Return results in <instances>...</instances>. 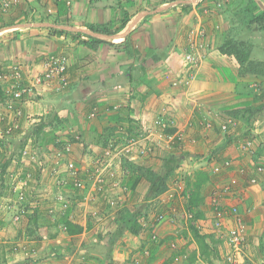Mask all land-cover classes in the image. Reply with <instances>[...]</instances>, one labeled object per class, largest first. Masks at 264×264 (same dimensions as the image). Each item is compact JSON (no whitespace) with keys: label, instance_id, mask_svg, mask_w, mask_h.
<instances>
[{"label":"rangeland","instance_id":"rangeland-1","mask_svg":"<svg viewBox=\"0 0 264 264\" xmlns=\"http://www.w3.org/2000/svg\"><path fill=\"white\" fill-rule=\"evenodd\" d=\"M119 1L120 8H118V13L120 12L121 15L123 14V11L125 9H131L133 13H137L138 11H142L147 7V5H145V0H139L133 2L132 4L130 0ZM143 1H145V3ZM252 1L253 2L249 6L250 10L235 4L234 0H208L205 3L202 2L198 4V6L196 7L197 9H206L208 11L207 13H205L204 11L200 12V20L205 17L207 19V22L210 24L208 27H210V30H214L215 32H211L210 35H208V37L206 38L208 48L206 50L207 55H205L207 57L205 58V60H209L210 54L217 55V53L219 52L216 53V51H219V47L226 40H232L236 41V43H242L245 47L247 46V49L250 50V59L264 61V30H257L256 24H250V21L254 16H259L264 11V0ZM121 5H123L125 9ZM15 6L16 7H11L7 11H2L0 9V56L3 55V57H0V62H9V59L16 57L20 59V61H22V64L25 66L26 69H29L33 67L35 63L41 61L42 57L44 59V57L47 55H57L64 53L68 55L70 68L68 69L67 76L69 74L70 83L62 93H50L49 91L40 90L38 94H35L34 97H31V99H29L24 105L22 110L23 121H21L20 123L22 129L19 134H16L14 136L12 135L2 137V133L0 132V141H2L0 143V171L2 170V167L6 164L4 175L1 176L0 174V177H3L4 179V181L1 182L0 178V264H20L21 262L26 261V256H22V260L16 259L17 255H24L20 254V252L24 251L20 249L22 247L20 246V244H18L17 239L22 236V229H25L26 231L30 232L33 229V225L36 224V220L34 221L32 218L34 214L37 215V213H34L35 211L34 208H32L33 206H31V199L35 196L34 194H32V189L38 188V192L44 191V197H46V203L44 205H50L52 203V187L50 181L46 176L45 171V169L47 170L48 168L42 166V169L38 170V163L42 164L43 161L48 162V158H50L53 154L49 153L48 147H51V149L54 148L55 150L57 147H54L52 144H56L58 142L59 144L61 142H69L72 144L74 155L76 154L77 158L84 160L83 163L81 162L84 171L86 170L92 172L98 167L105 166L108 162L106 157V151L109 148V144L114 143L115 141L120 142V140H116L119 138H116L114 140H110L111 138H109V144L108 146H105V135H100V133L98 132L101 128L99 127V125H101L102 121H105L107 126L108 124L113 123L112 121H114L115 123L116 117L115 114L112 113V111H107V115L104 116L99 114L98 105L108 100V97L111 96V94L108 93L111 89L109 88L104 90L105 87L103 86V83L105 81H110L112 82L113 86H121V89H117V91L121 93V96H125L127 92V89L123 90V85L121 84V81H125L126 77L124 79H121L122 75L120 77H117L116 74H120L110 72V67L106 65L109 61L107 60V58H105V55H102L101 57L97 53L93 54L92 52H88L87 50H85L86 47L82 44V42L86 41L87 37L84 34L73 35L71 33L65 32L63 36L61 35L63 39L61 38V40H59L60 36L57 35L53 29L49 30L46 28H41L42 30L35 31L30 30L33 28H14V26H16L17 24H34L41 22L53 24H57V22H59L60 25H70L73 27L81 28V26L74 25V23H71L70 20H68V16H71V13L69 12L71 8V0L69 5H66L65 2L55 4L49 0H19L18 3L15 4ZM53 7L56 9H54ZM133 7L134 9H132ZM47 8H52L53 11L51 13H48ZM175 9L176 8H174L173 11H175ZM178 10L181 14H176L175 20L173 22H170L169 27L174 29V36H179L180 40H184V36L188 34L189 27L196 26L195 24L197 23V18H193L194 16L191 14V8H183L182 6H179ZM35 11H40V14L34 18V16L32 15ZM156 15L163 14L156 13ZM194 19H196L195 23ZM142 21L143 22H140L139 26H141L145 22V20ZM85 28L91 29L90 27ZM104 29H106V27H104L102 30ZM41 31L44 33V37H46V39L44 40V44L42 43L40 45V43L37 42L39 35L34 34L39 33ZM93 31L95 30L93 29ZM108 31L111 32L110 30ZM32 32L34 34H31ZM127 37H129V43L131 46V41L134 40L130 38L129 34H127L123 40H120L118 42L107 41L113 44H106L102 47H104V49L108 50L114 55L116 52L119 51L118 47H120V43H123V41ZM66 38L69 39L67 40ZM50 40L53 42L54 45L50 42ZM183 40L178 42L177 47L172 51L170 57H166L167 63L165 62V67H163L161 70L164 71L163 77H169L167 80H163V82L166 83L165 86H167V83L171 81H176L178 77L182 75L181 72H179V68H177V65L179 63L178 60L182 61L183 54L185 52V48L182 50V47L184 45ZM139 42H141V40H139ZM48 44L50 45V48L54 46V50L48 54H44L40 57L41 59L37 61V56L40 55V51L46 50V47L49 46ZM121 47H123L122 44ZM171 49L172 43L169 44V46L167 47V51H170ZM119 54L122 55L119 59L124 61L125 53L123 51H120ZM99 58H102V65L100 64L101 62L98 61ZM120 60L115 63L117 64ZM227 63L228 62H223V64ZM228 69L229 71H232L230 68ZM234 70L235 71L233 72H236L237 74L238 67ZM126 71L127 70L125 69L124 73ZM144 73L146 74L144 77H148V75L150 74L146 72ZM227 75H229V72L227 73ZM91 81L93 82V84ZM85 86H95L98 87V89L95 90L91 95L87 96L85 99L80 100L79 96L81 89ZM138 86L139 85L135 86L136 91L143 89L142 87L137 88ZM101 88L104 91H101ZM171 88L176 90V88L174 87ZM148 89L151 90V88ZM224 90L225 91H223L222 89L215 90L217 91L216 94L218 96H221L219 97V99L222 98L224 99L222 100L223 103L229 104V106L224 107L223 110L210 108V100H202L200 98L197 99L196 107H198L199 110L196 108L195 111H202L203 115H198L197 113V115L194 116V125H192V128H196V126L198 127L199 122L201 120V116L206 117L208 111H210L211 115H213V119H216V121L224 120L226 117H228V112L234 109L243 108L245 102H249L253 98V96L259 92V90H264V84H260L255 81H250L249 83H247L245 82V79H241L240 83H238L235 88L232 89L231 87V89L228 90L230 93L229 95H226L228 94V91L226 89ZM156 91H159V88H157ZM164 91L165 90L163 89L162 92ZM167 94L168 91H166V95ZM169 94L171 95L172 92H170ZM192 95L194 94H191L190 96ZM123 102L125 103L123 109H127V101L124 100ZM94 107L96 108V111H94L95 115L91 116L92 109ZM53 115H55L56 118H54ZM158 117L162 118L163 116L161 114L159 116H156L155 122ZM169 117H167V120L172 121L175 125L176 121H173L172 116ZM179 118L182 119L181 117ZM40 119L48 121L51 120L52 126L55 127H52L54 131L49 132V134H52H50L49 137L48 134L45 138H36L34 136H29L26 140L25 145H21L18 141H20L25 135L24 133ZM257 120L258 121H256L254 124V128L258 130V133H251V131H248L246 129V125L243 122L245 120L242 117H240V127L237 129L236 133H231L234 135L239 134L237 138H235L236 140L234 139L233 144H231L230 146L231 151H237L236 147L238 145V142H240L242 139H245L247 137H250L252 139L254 149V158H252V163H254V160L264 157V116H262L261 118H257ZM130 124L132 125L129 120V122L125 125L129 126ZM116 132L114 133V136ZM193 135H197V141L194 147L191 149V152H189V150L186 151V149L182 150L185 153V160L183 164L179 166L187 168L190 173V176L185 179V187H187L186 185L188 181L192 182L194 180V175L197 171L205 172L209 176H211V158L214 155L211 151L214 150V152L217 153L220 157L225 154L223 152L227 151H221L225 150L221 147L222 143L225 142L222 139L225 138V140L227 141L226 138L230 134H221L222 136H220L218 135V133H216L215 129L213 133H209V135L201 133L202 137L198 133H193ZM53 137L55 138L53 139ZM26 146L28 147V150L31 153L36 155V161L33 163L28 161V159H23L21 157V152ZM165 149L166 148L164 147L156 146L152 153L153 156H150L149 158L144 160L143 163H139V161L134 162L139 163L138 165H149V167L151 168L150 170L155 173L160 169L162 160L167 157L168 153L174 152L176 150L174 148L167 150ZM188 153L190 156L188 155ZM236 154L238 155L239 160V163L236 164H239L238 166L241 168L247 169L246 163H248V165H251L250 158H247L244 155L241 156L238 154V152ZM201 158L203 159L200 160ZM232 158L234 162H238L237 160H235V157ZM124 161L125 160H123L120 165L121 170L122 167L125 165ZM114 162H111L108 169H110L113 174L115 172L118 175L119 165L118 163L116 164ZM248 168L250 169V166ZM37 171H40L38 173L40 176L39 181L38 179L37 182H33L32 180L30 181L32 175L34 176ZM142 172H144V170H142ZM26 174L30 175L28 179H26L25 177ZM41 175H43L44 177L43 180H41ZM219 176H211V178L209 177L210 179H212L213 183L210 182L209 179V181L207 182L208 184H204L199 190V193L201 195V201L196 206L195 211L201 212V218L196 220L201 228L206 226V221L210 216L209 206L207 204L209 194L213 191V188L222 186L226 182V178L222 177V175ZM257 177L258 184L254 186L257 193V195H255V197L257 196L256 202L257 205L263 208L264 210V174L259 175ZM123 180L125 179L123 178ZM24 181L26 182L25 185L23 184ZM131 182L132 178H127V181L125 183L130 184ZM210 183L212 184L210 185ZM141 184L142 185L137 188L138 193H136V195L132 196L130 193L125 197L126 199L122 206L123 209H129V211H132L135 206H138L142 203L145 193H143V191L145 187H147V184H145V182H141ZM139 191L141 193H139ZM192 191V188H186V193H188L187 195L189 196V200ZM43 193H41V195ZM68 194L69 193H66V191L63 192V195L66 197L68 196ZM73 194L75 195H73V197L69 199L72 202V209L74 210V215L76 214L74 221L79 222L80 218H84L81 216L83 214V209L82 213L80 211L81 208H84V205L79 204H82L84 201L82 200V202L80 203V196L77 195L76 192H74ZM156 199L153 200L146 198L147 203H145V205L148 213H156L157 211L164 209V206H162V204L161 206L156 205ZM189 200L187 203H185V209H187L193 215V213L190 211L192 208L189 205ZM92 202H88L86 207L88 208V206H93ZM8 203L12 205L13 212H19V222H13V212L9 213L4 210V207ZM47 207L41 210L43 211V213L38 215L40 217L39 221L40 223H45L46 221L51 220L53 222L55 232L58 233L59 224L61 221L57 218V214L55 215V217L53 216V214L47 216ZM86 213L88 214L89 210ZM117 213L118 211L114 212L112 210H109L107 207L105 208V211L103 209V211H100V215H98L102 223H104L103 230H101V233L99 234L101 235L99 236V241L101 242L103 240L104 245L108 243L107 242L105 244V241H109L111 236H117V224L114 222ZM58 221L59 223H57ZM263 222L264 217L262 218V221L259 224H254L250 228H248L247 248L244 252L245 256H243V264H264ZM172 226L175 229L172 228L173 230L169 231V236H167L168 238H171V241L176 242V250L172 251L166 247V250L163 249L162 253L156 254L152 258L151 252L149 253V255H145L143 254L142 250L141 252L138 251V244L135 245V243L133 244V241L132 243H130L131 241H127V239H125V242H128L129 244L126 248L127 251H125V246L118 247L121 249L119 253L122 254L123 252H126V255L124 256V258L120 259V262H118L117 264H124L126 262L124 260L127 259L128 256L131 254L129 252H137L136 256L139 257L143 264H163L165 262V259L169 257L168 255L171 253V264H206V262L200 257H198L193 263H190V258L194 253L197 252V245L189 232V227L192 226L191 221L185 220L181 218V216H179L175 220V223L171 225V227ZM200 232L204 234L203 230H200ZM127 234L128 233H123L121 237H118L117 241L115 242V246L116 243H121L122 241H124V237ZM140 236L142 237V240L143 238H145V235L143 234ZM210 236L212 240L216 241V234L210 233ZM187 239H189L188 243L186 242ZM41 252L40 254H38V256L37 254L34 255V257L38 259L37 262H34V264H44L41 262L45 260L43 258L46 255L48 264H69L68 260L63 258L64 256H60V258L59 256H57L63 254H54L56 250H52V253L49 252L47 254H41ZM225 255L226 247L220 240H217L216 251L211 249L210 260L213 264H226ZM72 256L74 257V262H71L70 264H78L76 263V257L74 255ZM160 260L164 262H160Z\"/></svg>","mask_w":264,"mask_h":264},{"label":"crops","instance_id":"crops-1","mask_svg":"<svg viewBox=\"0 0 264 264\" xmlns=\"http://www.w3.org/2000/svg\"><path fill=\"white\" fill-rule=\"evenodd\" d=\"M136 1H139V0H130L131 4ZM145 1L143 2L145 3V5H147V7L143 9L142 11H138L137 13H133L131 9H125V7L121 5L125 10H127V11L124 10L123 14L121 15L120 12L118 13V8H120L119 0H71V8L69 10V12L71 13V16L70 15L68 16V20H70L71 23H74V25H77V26H81V28L99 27L102 30L104 27H106L107 30L111 31L112 33L111 35H115V34H119L123 32L126 29V27L130 25V23H132V21L141 13L152 12L167 4L174 3V5L157 13V14H163V15H156V13L149 14L143 17L140 21H138L132 27V29L129 31L128 34L130 35V38H132L134 41H131V46L128 51L129 53L125 52V48L121 47V43L119 45L120 47H118L119 51L116 52L114 55L110 53L108 50L104 49V47H102L103 45H101L95 52L91 51L85 46L86 47L85 50H87L88 52H92L93 54L97 53L101 57L102 55H105V58H107V60L110 62V63L108 62L106 65L110 67L111 73L120 74V75L116 74L117 77H120L122 75L121 79H124L126 77L125 81L124 80L121 81V84L123 85V90L127 89L126 95L121 96V93L117 91V89L120 88L121 86L110 87L111 90L109 92L107 91L109 94H111V96L108 97V100L106 101L104 100L105 102H103L100 105L97 104L99 106V114L102 116L107 115V111H112V113L115 114L116 116L115 123L114 121H112L113 123H110L107 125L108 127L111 126L110 128L115 127L114 131L117 128L119 129V128L127 127L125 124L128 123L130 120V122L132 123V125L130 124V128L133 131V133H136L137 131H139L141 127L143 128H146L148 126L156 127L155 117L159 116L160 114L163 116L162 118L164 119L166 118L165 120H167V117L172 116L173 121L174 120L176 121V124L173 127V129L175 131L177 129L179 130L185 129L184 131L186 132L187 138L194 139L196 143L197 135L194 136L193 133L195 134L198 133L199 135H201V133H205L209 135V133H213L214 131V130L209 131V132L204 131L199 125L198 127L200 128H198L197 126L196 128H192V125H194V116L197 115V113L198 115L199 114L203 115L202 111L201 112L195 111L196 108L199 110V108L196 107L198 98L202 100L203 99L210 100V103H209L210 108L223 110L224 107H228L229 104L223 103L222 100L224 99L222 98H220L221 100L219 99V97L221 96H218L216 94L217 92L215 91L216 89H219V90L222 89L223 91H225L224 89H226L228 91L231 89V87L232 89L235 88L238 85V83H240L241 79H245V82L247 83H249L250 81L251 82L255 81L260 84H264V78L262 80L253 79V78H239L236 72H233L235 71L234 69L238 67L237 64L234 62V60L229 59L223 55L220 56L217 53L218 51H216L217 55L210 54L209 60H205V62L203 61V63L200 65L199 70L196 72L195 78L192 81H188V83L186 84V87H183V85L173 86L172 85L174 83L173 81L167 83V86H165L166 83H164L163 80H167L169 77L168 76L166 78L163 77L164 71H161V70L163 67H165V62L167 61L166 59L170 57L172 51L177 47L178 42L183 40V39L180 40L179 36H174L175 34L174 29L170 28L169 24L170 22H173L175 20L176 14L179 13L178 7L179 6L181 7L183 5H191L190 8L192 11L191 14L194 16L193 18L196 17L197 20L200 19V16H199L200 12L205 11L206 9L199 10L196 7L198 6V4L202 2L205 3L208 0H200L197 3H192V4L180 3L181 1H185V0H145ZM16 6H19V5H16ZM16 6L14 5L11 7L14 8ZM174 8H176L175 11H173ZM200 8H203V7H200ZM132 9H134V7ZM39 14H40V11L38 12L35 11L32 16H34L35 18ZM124 20H128L125 28L121 30L120 32H117L119 26L122 24ZM142 20H145V22L141 26H139L140 22L141 23L143 22ZM195 20L196 19H194V23H195ZM201 20L205 22V25L207 26L210 25L207 22V19L205 17H203V19ZM46 29L50 30L51 28H46ZM208 29H209L208 35H210L211 32H214V30L213 31L210 30V27H208ZM30 30L38 31L42 29L33 28ZM31 34H34V33L32 32ZM36 34L39 35L37 42H39L40 45L42 43L44 44V40L46 39V37H44V33L41 31L39 33H35L34 35ZM62 36H60L59 40H61V38L63 39ZM66 39L68 40L69 38H66ZM139 40H141V42H139ZM118 41L120 40H115L114 42H118ZM183 41H184V45L182 47V50L185 48V38ZM50 42L53 44L51 40ZM171 43H172V49L170 51H167V47ZM46 48H47L46 50L40 51V55L38 54L39 56H37L38 58L37 61L40 60L41 59L40 57L43 56L44 54H48L54 50V46L50 48V45H49ZM120 51L121 52L123 51L125 53L124 61L119 59L120 56H122L119 54ZM263 52H264V49H263ZM0 57H3V55ZM101 60L102 58L98 59V61H100L101 62L100 64L102 65L103 61ZM118 60L120 61L116 64L115 62H117ZM41 61L35 63L34 64L35 67ZM178 61L179 63L177 65L178 66L177 68H179V72H181V65H180L181 60H178ZM258 61L264 62L263 60H258ZM223 62H228V63L223 64ZM228 68H230L232 71H229ZM125 69L127 71L124 73ZM144 72L150 73L148 77H144L146 75ZM228 72H229V75H227ZM222 74H223V78H222ZM68 79L70 80L69 74H68ZM136 85H139L137 88L142 87L143 89L137 90L138 91L137 92L135 90ZM169 85L171 87L176 88V90L172 89ZM91 88H92L91 93L89 95H91L95 90L98 89V87H95V86H92ZM148 88H151V90H149ZM157 88H159V91H156ZM106 89H109V88H104V90ZM163 89L165 90L164 92H162ZM100 90L104 91L102 88ZM166 91H168L167 95H166ZM170 92H172L171 95L169 94ZM191 94H194V95L190 96ZM229 94L230 93L228 91V94L226 95H229ZM124 100H126L128 103L127 109H123V107L125 106L124 105L125 103L123 102ZM207 113L211 114L210 111H208ZM179 117H181L182 119H180ZM221 121L222 120L216 121V119H214L213 124L215 128L218 127V124ZM189 124L191 125V127H189ZM107 126H106V122L102 121L101 125H99V127L101 128L98 131L100 135H105L104 136L105 139L109 135V131L104 129ZM251 131L252 133H258L257 129H252ZM216 133L222 136L221 133L217 132V130H216ZM238 135L237 134L228 135L226 138L227 141L225 140V138L222 137L223 138L222 140L225 142L222 143L221 147L225 150H221V151L222 152L227 151V152H223L225 154H223L221 157L217 153H215L214 150L211 151L212 154H214L211 158L212 165L216 162H221L223 159H226V158L233 159L232 157H235V160L238 161V162H234L235 167H233L230 170V172L222 174V177L226 178V180H228V178L234 175V169L238 167L239 165V164H236V163H239L238 155L236 154L238 150L231 151V147H230L231 144H233L234 139L237 138ZM187 143L186 145L183 146L182 150L186 149V151L189 150V152H191V149L194 147L195 143L192 144L190 141H188ZM155 148L156 146L153 148V151ZM211 152H210V155H211ZM238 154L240 155L239 152ZM150 156H153V154ZM74 157L75 159L79 160V164L81 165V168H82V163L84 162V160L77 158L76 154L74 155ZM203 158H201L200 160H202ZM144 160L146 159H143V161ZM143 161H141V163H143ZM247 166L249 167L250 165L246 163L247 169H245V173H246L245 178L249 177L251 174L250 169ZM121 171H119V173ZM83 172H84V169H83ZM210 175L212 176L211 171H210ZM128 177H130V175ZM210 182H212V179H210ZM212 183H210V185ZM146 189L147 187H145L144 191ZM32 190H33L32 194H34L35 196L31 199L32 200L31 206H33L32 208H34V211H35L34 213H37L35 218L34 216L32 217L36 220V224L33 225L32 227L33 229L30 232L26 231L25 229H22L21 230L22 236H20L17 239L18 244H20V246L22 247L20 249L24 251V252H20V254H24V255H17L16 259L22 260V256H26V261H23L20 264H34V262L35 261L37 262L38 260L36 259V257H34L35 254H37L38 256V254H40L41 251H42L41 254H47L51 252L52 250H56V252H59V253L55 252L54 253L55 255L63 254V255H57V256H59V258L60 256H64L63 258L67 259L69 264L71 262L72 263L74 262L73 260L74 257L72 255L76 257V263L78 264H107L106 261H104L102 250H103V247L107 245L106 243L108 241H105L106 245H104L103 240L101 242L99 241V236H101L99 234L101 233V230H103L104 223H102L98 215H100L99 214L100 211H103V209L105 211V208L108 207L104 194H98L97 196L94 195L93 198L90 199V193H87L86 191L78 192L72 189L71 186H69V190L67 192L69 193L76 192L77 195L80 196V197L78 196L80 203L82 202V200L84 201L82 204H79V205H84V208L80 209L81 213L83 209V214L82 215L80 214V215L84 218L83 219L80 218L79 222L75 221V223H79L81 225L83 231L78 236H71V235H68L67 232L63 233L60 230L58 233L55 232V228L53 227L50 221H46L45 223H40L39 221L40 217L38 215L43 213V211L41 210L49 206V204L44 205L46 203L45 202L46 197H44L45 195L43 193L44 191L38 192L39 191L38 188L36 189L33 188ZM240 190H243V189L239 188L238 192ZM41 193L43 194L41 195ZM139 193L141 192L139 191ZM129 194L130 192L127 195ZM255 195H257L256 189L254 186H251L247 190L244 189L243 195L241 196V198L243 199L241 201H243L244 203L241 206V210L242 211L245 210L244 207L246 206L247 208H249L248 205H250L252 209L251 215H248V214L246 215V220L248 221V223L250 224L252 223V225L257 224V223L259 224L262 221V218L264 217V214H263L264 210L263 208L257 205V202H256L257 196L255 197ZM88 199L91 200L90 202L93 201L92 202L93 206L91 207L88 206L87 208L86 205L88 204L87 202ZM88 210H89V213L87 214L86 212H88ZM44 224H46L45 227L47 228V231L45 232V237L42 238L41 240H37V237L35 238L34 236L38 235L41 229L45 228L43 226ZM172 228L175 229L173 226L171 227V225H163V226L158 227L157 234H159V237L162 241V244L160 246L151 245L145 236H144L145 238H143L142 240V237L140 235L132 236L130 234H127L124 237V241H122L121 243L118 242L116 243V246H113L111 250L112 261L114 262V264H117L118 262H120V259L124 258V256L126 255V252H123L122 254L119 253L121 250L119 247L125 246V249H126L129 245L128 242L127 243L125 242V239H127V241H131L130 243H132L133 241V244L135 243V245L138 244L137 248L139 252H141V250L143 252L145 249L148 248L151 252V257L153 258L156 254L162 253L163 249L166 250V247L168 248L166 244L168 243V240L171 239V238H168L169 236L168 233L169 231L173 230ZM49 234H53V235L56 234V236L54 238H50ZM186 242L188 243L189 239H187ZM118 244H121V245H118ZM125 251H127V249ZM129 253L131 254L124 261H128L133 256L137 255V252L136 253L129 252ZM171 255L172 253L169 254L168 255L169 257L165 259V261H167V264H171V258H172ZM43 259L45 260L41 263L48 264L47 255L44 256ZM160 262H164V261L160 260Z\"/></svg>","mask_w":264,"mask_h":264},{"label":"built area","instance_id":"built-area-1","mask_svg":"<svg viewBox=\"0 0 264 264\" xmlns=\"http://www.w3.org/2000/svg\"><path fill=\"white\" fill-rule=\"evenodd\" d=\"M18 1L0 0V9L7 11ZM49 1L55 4L60 2H65L66 5L70 4V0ZM52 11L51 8H47L48 13ZM204 12L207 13L206 10ZM195 25L189 28L188 34L185 36V52L180 62L182 75L178 77L179 80L174 81L173 86L183 85V87H186L188 81L195 78L196 72L207 57L208 44L206 38L209 33L208 26L200 19L197 20ZM9 60V62L0 63V132L2 137L14 136L21 132L20 123L23 121V107L40 90L49 91L50 93H62L68 86L69 62L63 54L47 55L36 67L34 65L29 69H26L22 61L16 57ZM94 115L93 112L91 116ZM213 122V116L207 113L206 117L201 118L199 126L202 130L209 132L214 128ZM155 123L156 127L141 128L136 133L121 138L120 142L110 143L106 151L107 164L96 168L92 172H83L79 160L74 157L72 144L69 142H65L60 149L53 153L48 158V162L38 163V170L42 169V166L48 168L45 171L51 183L53 194L52 203L47 207V213L49 215L53 214L54 217L56 214L58 215L57 218L61 221L59 224L61 232H67L66 222L75 223L76 214L74 215L70 200L74 194L67 192L69 186L78 192L86 191L90 193V199L94 195L104 194L108 208L117 212L122 209L129 189L122 180V172L117 175L108 169L111 162L118 163L119 171H121L120 165L123 160L141 162L152 155L155 146L164 147L165 150L182 149L188 141L192 144L195 143L194 139L187 138L185 129L167 132L175 126L172 121L158 117ZM238 125L237 121L228 118L222 120L217 128L221 134H231L236 133ZM189 127H191L190 124ZM119 131L121 130L119 129ZM237 150L241 156L244 155L250 158V162L253 160V141L250 137L238 142ZM21 157L32 163L36 161V155L31 153L27 146L22 150ZM252 162L250 163L251 174L249 177L245 178V169L238 166L234 169V175L226 180L225 185L215 187L209 194L207 204L210 216L203 228L200 227L197 221H194L193 215L185 209V203L189 200L188 193H186L185 179L190 176V173L187 168L179 167L175 171V176L170 181L166 191L156 199V205L161 206L162 204L164 209L156 213H149L140 221L142 234L148 237L147 240L151 245L159 246L161 239L157 234L158 227L172 225L181 216V218L191 221V224L199 231L203 230L208 235L210 233L216 234V239L220 240L226 247V264H243L248 231L245 217L251 213L252 209L246 208L245 213L241 212L238 200L243 199L238 189L241 184L245 185L243 186L245 190L257 185V176L264 174V161L261 163ZM234 164V160L231 158L216 162L211 167V174L212 176H219L228 173L235 167ZM25 177L28 179L30 175L26 174ZM41 177L44 179L43 175ZM23 184L25 185L26 182L24 181ZM65 191L70 195L64 196L63 192ZM227 197L232 198V203L227 200ZM90 199L87 202H90ZM4 209L6 212H13L10 203ZM12 214L13 222H19V212L14 211ZM166 246L172 251L177 249L176 242L171 240ZM143 254L149 255V249H145ZM124 264L143 263L139 257L133 256Z\"/></svg>","mask_w":264,"mask_h":264},{"label":"trees","instance_id":"trees-1","mask_svg":"<svg viewBox=\"0 0 264 264\" xmlns=\"http://www.w3.org/2000/svg\"><path fill=\"white\" fill-rule=\"evenodd\" d=\"M252 2H253L252 0H234L235 4L245 7L246 9H249V10H250L249 6L251 5ZM182 7L190 8L191 5H183ZM127 22L128 20H124L122 24L119 26L117 32H120L121 30H123ZM252 23L256 24L257 30H261V31L264 30V11L259 16H254L250 21V24ZM57 24H60V23L57 22ZM90 28L100 33H104L108 35L112 34L106 29L101 30L99 27H90ZM53 30L59 36L65 33L64 31H60L56 29H53ZM71 34L78 35V33H71ZM86 37H87V40L82 42V44L86 46L88 49H90L91 51H96L101 45L113 44V43H109L107 41L99 40L93 37H89V36H86ZM121 44L125 48V52L129 53L128 52L130 48L129 37H127ZM218 50H219L218 54L220 56L223 55L229 59L234 60V62L238 66L237 74L239 75V77L253 78V79H258V80H262L264 78V62L250 59V50L247 49V46L245 47L242 43H236V41L226 40L224 43L221 44ZM61 54L65 55L68 58V55L64 53H61ZM69 83H70V80L68 79V84ZM103 86L105 88H110L113 86V84L110 81L108 82L105 81L103 83ZM91 89L92 88L90 86L83 87L81 89L79 99L80 100L85 99L91 93ZM94 111H96L95 107L92 109V113ZM227 115L228 117H226L225 119L231 118L237 122H240L239 121L240 117H242L245 120L243 122L247 127L246 129L248 131H251L252 125L257 120V118H261L262 116H264V90H259V92L256 93L249 102L244 103L243 108L234 109L228 112ZM53 117L56 118L55 115H53ZM52 127L53 126H52L51 120L48 121V120L40 119L38 122L34 123V125H32V127H30L24 133L25 135L18 142L24 146L29 136H34L36 138L37 137L45 138L47 137L49 132L54 131L53 128L55 127L53 128ZM238 127L240 126L238 125ZM114 128H110V127L104 128L109 131V135L107 136V138L105 139L106 141L104 142L105 146L106 145L108 146L109 138H111L110 140H114L116 138H119L116 140H120V138H123L133 133V131L130 128V125L124 128H119L121 131H119L118 128L115 129L114 131ZM215 129L217 130V132H219V129L215 128L214 126L213 130ZM115 132L116 134L114 136ZM167 132H173V131L168 130ZM50 134L48 135V137L50 136ZM54 138L55 137H53V139ZM1 142L2 141H0V143ZM64 144L65 142H61L60 144L59 142L56 144L55 143L52 144L54 147H57V148L54 150V148L51 149V147L50 148L48 147L49 153H55ZM184 155L185 153L182 151L181 148L176 149L174 152H169L167 157H165L162 160L160 169L156 171L155 173H153L150 170L151 168L149 167V165L144 166V165H138V163L136 162H131L128 160L124 161L125 165L122 167L121 175H122V178H124L125 180L123 179L122 180L125 183L127 181V178L133 177L132 182L130 184L125 183L131 195L132 196L136 195L137 188L139 187V185H142L141 182H145V184H147V189L144 191L145 192L144 197L140 205L135 206L132 211H129V209L122 208L121 210L118 211L117 215L115 216L114 222L117 224V236L116 235L111 236L107 245L104 246L102 250L104 261H106L107 264H114V262L111 259V250L113 246H115V242L117 241L118 237H121L123 233H128L132 236H139L142 234V228L140 225V221L144 217H146V213H147V209L145 205V203H147L146 198L154 200L166 191V189L169 186L170 181L175 175V171L179 168L180 165L183 164L185 160ZM263 161H264V157L254 160V162L256 163H261ZM5 167H6V164L2 167V170L0 171L1 176L4 175ZM142 170H144V172H142ZM39 172L40 171H37L34 176L32 175V178L30 179V181L32 180L33 182H37V179L39 181L40 179V176L38 174ZM129 175L130 177H128ZM209 177L210 176L207 173L202 172V171H197L194 175V180L192 182L188 181L186 185L187 186L186 188L188 189L192 188L193 190L190 194L191 196L189 200V205L192 208L190 211L193 213L194 220H198L202 216L201 212L195 211V208L198 205V203L201 201L199 190L206 182L209 181L210 179ZM0 178H1V182L4 181L3 177H0ZM41 180H43L42 177H41ZM244 182H247V181H244ZM223 185H225V183ZM241 185H240L241 186L240 188H242L243 190L239 191L240 196L243 195V192L245 189V187H243L245 185L243 184ZM222 186H219V187H222ZM227 200H229V202L232 203V198L227 197ZM243 204H244L243 201L238 200L239 207H241ZM248 207L251 209L250 205H248ZM244 208L246 209L247 206ZM241 212L245 213V210L243 211L241 210ZM46 214L47 216H49L48 213ZM249 215H251V213ZM33 216L35 218L36 214H34ZM34 218L33 220L35 221ZM245 220H246V217H245ZM50 222L53 225V222L51 220ZM246 222H247L248 228H250L252 226V223L251 224L248 223L247 220ZM57 223H59V221ZM65 224L67 226L68 235L78 236L83 231L79 223H73L71 221H68ZM43 226L45 227L46 224H44ZM189 228H190L189 232L192 235V238L197 245V252L194 253L192 257L190 258V263H193L198 257H200L206 262V264H213L212 261L210 260V253H211V249L216 251L217 239L215 241V240H212L210 235H202L201 233H199V231L194 226H190ZM46 231H47V228L45 227L44 229H41L40 233L38 235H35L34 237L35 238L37 237V240H41L42 238L45 237ZM55 236L56 234L54 235L49 234L50 238H54ZM166 263L167 261H165L163 264H166Z\"/></svg>","mask_w":264,"mask_h":264},{"label":"water","instance_id":"water-1","mask_svg":"<svg viewBox=\"0 0 264 264\" xmlns=\"http://www.w3.org/2000/svg\"><path fill=\"white\" fill-rule=\"evenodd\" d=\"M200 0H185V1H181L180 3L182 4H192V3H197ZM174 5V3L171 4H167L163 7H160L152 12H143L140 15H138L133 21L132 23H130V25H128L126 27V29L119 33V34H115V35H108V34H104V33H100L97 31H93L91 29H85V28H79V27H73L70 25H58V24H53V23H47V22H41V23H34V24H17L16 26H14V28H51V29H56V30H60V31H64V32H68V33H78V34H84L86 36L89 37H93L99 40H104V41H115V40H123L126 35L129 33V31L132 29V27L138 22L140 21L143 17L149 15V14H155L158 13L162 10L167 9L168 7Z\"/></svg>","mask_w":264,"mask_h":264},{"label":"clouds","instance_id":"clouds-1","mask_svg":"<svg viewBox=\"0 0 264 264\" xmlns=\"http://www.w3.org/2000/svg\"><path fill=\"white\" fill-rule=\"evenodd\" d=\"M256 121H258V120H256ZM256 121H255V122H256ZM255 122L253 123L251 130H252V129H255V128H254V126H255V125H254ZM238 123L240 124V122H238ZM238 128H239V127H238ZM238 128H237V129H238ZM173 130H174V129H172V131H173ZM211 131H212V130H211ZM230 135H231V134H230ZM148 214H149V213L147 212V213H146V216H147ZM193 219H194V216H193ZM194 221H196V220H194ZM192 226H193V225H192ZM194 227H195V226H194ZM197 230H198V229H197ZM198 231H199V230H198ZM199 233H201V232L199 231ZM201 234H202V233H201ZM204 234H205V235H208V234H206V233H204ZM204 234H202V235H204ZM211 234H214V233H211ZM141 235H142V234H141ZM145 236H146V235H145ZM146 237H147V236H146ZM217 240H218V239H217ZM169 241H170V240H168V242H169ZM161 244H162V241H161ZM161 244H160V245H161ZM160 245H159V246H160ZM155 246H156V245H155ZM149 253H150V250H149Z\"/></svg>","mask_w":264,"mask_h":264}]
</instances>
